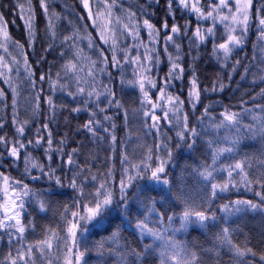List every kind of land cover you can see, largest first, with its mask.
<instances>
[{
	"label": "snow or ice",
	"instance_id": "6c2138e0",
	"mask_svg": "<svg viewBox=\"0 0 264 264\" xmlns=\"http://www.w3.org/2000/svg\"><path fill=\"white\" fill-rule=\"evenodd\" d=\"M66 2L67 0H65ZM55 3L56 0H39V7L46 20L43 33L47 47L44 51H52L59 45L61 47L60 56L64 57L67 54L69 58L56 72L55 79L52 77L51 69L48 73H41L39 79L41 82L47 80L52 93L66 92L67 96L76 100L77 107L72 108L71 111L87 110L89 113V119L81 127L87 129L94 140L101 142L107 139V137L98 134L99 129L103 128V131L111 136L110 146L115 148L117 138L112 131L116 127L115 124H112L111 130L104 127V121H110L111 117L104 115L103 120L97 118V114L104 113L106 109L113 106L121 107V101L116 99V93L109 86L112 80V74L108 71L109 60L91 34L81 35L80 30L74 26L71 20L68 23L73 26L72 33L65 35L62 40H58L57 22L62 17L52 7ZM81 3L88 10V19L92 21L93 27H96L101 42L109 46L112 53L111 68L120 72L121 84L126 83L131 87L139 88L141 106L140 109L133 111H142L145 118L143 127L149 132L156 131L157 142L153 146H147L139 159H134L136 148H133L131 154L128 152L130 138L121 141L120 180L117 185L114 183V168L111 165L103 172L92 171V161L97 159L96 156H92L90 160H86L84 165H80L74 159L78 154V149H72L66 154L67 160L63 159L65 140L62 139L58 142L60 147H53V138L51 132L48 131V124L54 119L56 110L66 106L57 105L53 97L49 95L44 100L53 116L45 118L46 123L42 128L37 127L34 141L29 139L25 143L22 137L25 135L26 127L39 113L41 94L44 90L42 87L37 88L36 81L33 79L32 65L29 64L28 57L24 52V45L11 37L3 14L0 13V79H3L12 91V125L15 128V136L12 139H9L7 135H0V145H3V150H0V166H3L5 151L8 158L12 159L13 164H16L23 150L25 151L24 176L31 181L47 178L48 182H55L56 188L71 187L74 192L73 199L64 203L57 225L55 227L45 226L43 237L29 242L27 233L34 228V225L32 220L25 221L24 219L25 216L30 215L28 208L35 207L39 212H46L50 207L48 196L57 193L55 189L49 192L47 189L30 188L29 184L23 180L13 179L0 172V201H2L0 202V210H2L0 239L4 236H7L8 239V251L0 256V264H88L86 254L92 251L88 247V237L93 234L98 225L108 221L114 212L119 213L120 224L110 236L102 238L99 242H94V246L101 257L115 256L116 264H133L129 257L134 258V264H143V261L149 256L155 257L158 264H203L205 255L215 254L216 260L219 261L220 251L225 246L231 253L228 264H253L246 257L255 256L256 253L246 245L240 247L234 244L231 239L232 229L227 226L214 233L213 245L208 248L201 247L196 243L190 247L187 241L177 239V234L186 232L190 225H198L201 229L215 226L214 222L220 219L227 221L229 216L249 209L264 211V191H262L264 190V153L260 157H250L245 154L241 159H235L239 154L238 148L241 140L256 137L264 139V105H255L252 108L241 107L238 112L231 111L230 106H225L219 114V119L211 113V105H205L201 116L197 117L199 126L189 127L188 114L184 113L181 116L185 101L181 100L179 95L168 92L173 80L180 79L184 73V68L179 63L181 45L176 43V38L181 35V28L174 23L171 32L164 38L165 53L168 52V44L172 43L175 44L177 55L173 57L168 54L171 67L163 78V83L158 85L156 79L151 76V71L160 63L159 53L155 47L159 30L149 19H143L142 24L138 23L136 13L126 9H121V15L116 16L113 10L118 6V0H110V2L109 0H92L91 7L89 0H81ZM150 3L158 5L159 0H150ZM174 3L182 11L187 10L194 13L198 22L212 20L213 26L207 29L198 26L192 36H188L189 51L192 47L199 48L208 38H212V55L221 63L222 67L227 65L234 51L244 45L249 28L253 23L256 25L258 42L264 43V0H255V19H253L251 11L254 0H235L234 11L231 7L233 0H218V3H212L209 0L207 12L200 6V0H167V14L173 16V19ZM16 7L19 8L21 19L24 20L28 47L31 49L38 38L36 10L32 5V0H23V3L17 0ZM67 10L66 7L65 11ZM140 14L148 15L145 6H140ZM105 17L107 18L106 22L101 23ZM79 19L84 18L80 17ZM217 23L224 26V35L227 37L224 42L219 44L215 43V25ZM163 28L165 30L168 28L167 20H165ZM141 29L148 31L147 43L141 41L128 45L126 49L120 47L118 41L125 37H131L133 41H140ZM188 31L189 26L186 23L182 34L187 36ZM85 40L87 47L98 53L97 59H91L80 48V43ZM141 47L144 48L143 56L139 51ZM9 48H14L16 55L9 52ZM133 48L137 52L134 57L129 55V51ZM120 53L123 54L122 60L118 56ZM18 56L22 58V64L21 59L17 58ZM43 59L44 57L41 56V60ZM81 60L88 62V71L84 76L80 75L83 71ZM262 62H264V58H262ZM36 63L39 64L40 60ZM49 63L51 65L52 62ZM240 63L241 61L238 59L232 65V70L228 74L229 80L232 79V72L237 70V65ZM129 67L132 68L134 78L125 81V72ZM256 68L257 72H264V68H260L258 65ZM21 69L25 77L23 83L29 84L30 92H35L34 97L27 98L29 101L27 107L30 109V113L29 118L23 120L17 111L19 106L18 81ZM249 71H251V67L245 65V74ZM12 72L17 73L16 77L13 78L10 75ZM257 72L253 73V83L257 80L264 83V75H257ZM101 75L108 77L109 84L99 79ZM246 78V75L241 77L242 80ZM189 83L187 102L195 109L200 101V89L195 72H193ZM71 84L75 85V90H70ZM158 86L160 91L156 101L153 102L149 91ZM226 87L227 85L220 83L217 89L214 82L211 90L222 92ZM204 91H208V89H204ZM257 95L264 99V88ZM4 97L5 90L0 88V130L5 127L6 120L3 114ZM252 99L254 100L255 97ZM105 100L107 103H104ZM243 103L245 102L241 101L242 105ZM101 104L104 106L101 107ZM157 111L162 115H157ZM248 114H251V123L242 124V120ZM149 118L152 121L150 124L147 122ZM127 119L126 112V123ZM161 120L179 129L176 133L179 141L176 144L177 149L186 144L187 149L192 150L196 146V141L203 139L206 145L205 154L211 161L209 163L208 160H203L198 165L185 166L175 186L169 179L167 171V166L173 162L174 150L168 143L171 137L164 138L161 131ZM42 129L48 131L46 146ZM222 130L225 132L223 136L220 135ZM29 147H43L44 157L49 163L44 164L38 158H34L30 152H27ZM137 147L144 149L145 146L140 144ZM54 155L60 156V164L55 168L51 163ZM222 158L230 162L222 164L220 163ZM106 159L110 160L111 157ZM61 167H66L67 171L72 172L71 180H68L66 175L61 177L56 174ZM73 168L76 170L72 171ZM188 168H190V172L187 171ZM33 170H36L38 175H31ZM254 170L255 178H253ZM185 175H190L193 178L194 184L191 187L184 182ZM218 176H224V178L221 180L217 178ZM254 185H258L261 190L254 189ZM155 186H162L160 192L163 194L159 196V199L156 196L146 195L149 191H156ZM242 186L246 191H255V195L260 198V203L245 199L226 201L219 205V211L223 216H218L212 208L215 199L222 193L240 189ZM133 188L135 191L129 197L128 193ZM133 204L138 205L134 225L131 219ZM157 204H160L161 207L158 208ZM174 205H179L181 210L169 212L168 208ZM141 210H144L142 217L139 216ZM177 219L179 220L178 225L176 224ZM210 222L212 223L210 224ZM125 223L133 228L138 236L142 245L140 250L132 248L128 244H121L119 230ZM146 239L150 242L144 243ZM105 243H111L113 247L105 250ZM121 249H126V251H121ZM259 259L260 264H264V254H261Z\"/></svg>",
	"mask_w": 264,
	"mask_h": 264
},
{
	"label": "trees",
	"instance_id": "16d2710c",
	"mask_svg": "<svg viewBox=\"0 0 264 264\" xmlns=\"http://www.w3.org/2000/svg\"><path fill=\"white\" fill-rule=\"evenodd\" d=\"M23 3V0H20ZM110 2V0H109ZM212 3H217L218 0H211ZM17 0H0V13L3 14L4 20L7 23V30L11 37L19 41L24 45V52L28 57L29 64L32 65V71L34 73L33 79L36 81L37 88H43V93L41 94L40 99V110L36 117L32 120L28 127L25 129V135L22 137L23 141L26 143L29 139H36V129L37 127L43 126L46 123V117H52L48 109V105L45 103L44 98L51 95L54 102L57 105H65L66 107L58 108L54 114V119L51 120L48 124V131L51 132L53 138V147H60L59 141L65 140L66 143L63 145V151L65 155L63 159L67 160V153L72 151V149H78V154L74 157L78 164L84 165L86 160H90L92 156H96L97 159L92 161V171H106L107 168L111 165L114 168V183L118 185L120 180V153H121V141L128 140L130 138V143L128 144L132 147L128 152L131 154L133 148H136V153L134 159H139L140 156L144 154L147 146H153L157 142L156 131L149 132L143 127L145 118L143 117L142 111L134 112L135 109H140L141 96L136 88H133V91L125 93L123 88L127 87V84H121V74L119 71L111 68V59L112 53L109 50L108 45H104L97 31L94 29L92 21L88 19V10L83 7L81 0H56V3L52 7L56 10L57 13L62 17L57 22L56 31L58 33V40H62L65 35H69L73 31V26L69 25L68 21H73L74 26L80 30V34L84 35L85 33H90L91 37L95 42L101 46L104 50L105 56L109 60L108 71L112 74V80L109 84V79L106 75H101L99 79H102L104 82L109 84L112 90L116 93V99L121 101V107L116 110V107L113 106L109 109H106L104 113H98L97 118L103 120L104 115L111 117L110 121H104V127H107L111 130L112 124H115L114 134L116 136L115 148L110 146L111 136L109 133H105L103 128L99 129V135L107 137L103 142L99 140H94L92 135L81 127L88 119L89 113L87 110L82 112H72L71 109L77 107V102L72 97L67 96L66 92L57 91L52 93L51 91H46V86H49L47 80L41 82L39 77L41 73H48L51 69V74L53 79L56 78V72L60 70L61 65L65 62L69 56L66 54L64 57L60 56L61 47L58 45L54 50L45 52L44 49L47 47V44L44 39L43 29L46 24V20L43 15V11L39 7V0H32V5L36 10V27L38 30V38L35 41L34 47L29 49L28 47V38L25 32L24 20L21 19V13L18 7H16ZM89 5L91 7L92 0H89ZM70 6V7H69ZM140 6H145L147 8L148 15L140 14ZM200 6L203 10L207 12L209 10V0H200ZM26 7V5H25ZM67 7V11L65 8ZM121 9L130 10L136 13L137 22L142 24L143 19H149V21L159 30V36L157 37V43L155 45L156 51L159 53L160 63L159 66L153 67L151 71V76L154 77L157 81V84L163 83V78L167 75L169 68L171 67L168 54H171L173 57L177 55L175 49H172L171 46L168 47V52L165 53L163 50V39L171 32V27L175 23L181 28V35L176 38V43L181 45L180 50V65L184 68V73L180 79H175L172 82V86L168 88V92L179 95L181 100L185 101L183 112L188 114V124L189 127L193 125H198L197 117L201 116V113L204 110L205 105H211V113L216 116L217 119L220 118L219 114L224 110L225 106H230L231 111L238 112L241 110V107L252 108L255 105H264V99L257 95L262 88H264V83H261L257 80L253 83V73L257 72L256 66L264 68V43L258 42L257 40V30L255 23L249 28L248 35L245 38V43L242 47L238 48L231 55L230 61L226 66L221 65L219 61L212 55L213 40L208 38L206 42L202 43L199 48L192 47L189 51V40L188 36H192L193 31L199 26L204 29H207L210 26H213V23L210 20H201L197 21L196 15L187 10L182 11L180 7H177L176 4H173V16L168 15V6L167 0H159V4L150 3V0H118V6L113 10L116 16L121 15ZM95 11V10H94ZM252 16L255 19V0L252 7ZM83 17L84 19H79ZM167 20L168 28L165 30L163 24ZM188 24L189 31L187 36H184L182 33L184 31V25ZM85 26L86 29H85ZM146 32L143 29L140 31V40H143L146 36ZM126 38V37H125ZM215 43H218L215 41ZM120 47L123 49L128 48L126 45V40L123 38L119 40ZM255 45V47H254ZM80 48L84 50V53L95 60L98 56V53L89 49L87 47V41L80 43ZM175 47V44H174ZM176 48V47H175ZM133 51H136L135 48L129 51V55H133ZM9 52L13 55H16L14 48H9ZM41 56L44 57L41 60ZM119 58L123 59V54H118ZM18 59H21V64L23 63L22 58L19 56ZM11 59V57H8ZM240 60L241 63L237 65V70L232 72V79L229 80V72L232 70V65L236 60ZM40 60V63L37 64L36 61ZM49 62H52L51 65ZM80 63L83 65V71L80 73L81 76H84V73L88 71L87 61L81 60ZM245 65L251 67V71L245 74ZM99 66V65H98ZM178 71V70H177ZM195 72L198 79V87L200 89V101L195 109L188 104V93L190 87V78ZM10 75L14 78L17 73L12 72ZM242 75H246V79H241ZM257 75H264V72H257ZM25 77L23 70L21 69L20 79L18 81L19 85V95L17 97L19 101L18 113L20 118L28 119L30 109L28 106V97L35 96V92L29 91V84L23 83ZM125 81L127 79L124 76ZM120 80V85L118 81ZM64 82L63 80L61 81ZM214 82L216 83L217 89L219 84L223 83L227 87L221 92L219 90L212 91ZM187 86V88H186ZM50 87V86H49ZM0 88L5 90V97L3 101V114L6 117L5 127L0 130V135H7L9 139L14 138L15 128L12 125V91L7 84L4 83L3 79H0ZM208 89V91H204ZM70 90H75V85L71 84ZM154 90L159 92V86L150 89L152 101L155 99L153 95ZM139 93V94H138ZM255 97L253 100L252 98ZM65 101V104L62 103ZM241 101H244L243 105ZM107 102V101H106ZM34 104L35 101L33 100ZM94 108V106H91ZM134 112L137 115V120L134 122H140V126L133 131L128 132L126 127H130L133 123V120H130V116L125 121L124 113ZM73 119L71 122V130L67 129V124L62 120L63 116ZM250 115L248 114L242 120V124L251 123ZM67 118V117H66ZM149 120V119H148ZM70 121V120H69ZM148 122V121H147ZM161 131L164 134V138L171 137V140L168 141L169 146L174 150V159L173 162L167 166V171L169 173V179L172 181L175 186L182 174V169H185L187 165H198L203 160L210 159L205 154L206 145L203 142V139H198L196 141V146L192 150H188L185 144L184 147L177 149L176 144L179 142L176 135L179 129L168 124L166 121L161 120ZM48 131H43L42 135L45 138V146L48 136ZM225 134L224 130L220 132V135ZM139 138V139H138ZM144 145V149L137 147L138 145ZM0 150H3V145H0ZM27 152H30L32 156L38 158L40 162L47 164L49 161L44 157V148H35L29 147ZM239 154L235 159H241L245 154L250 157H260L264 153V139L260 137L243 139L238 148ZM164 154V153H162ZM227 155V154H226ZM24 156L25 151H21L19 161L16 164H13L11 158H8L7 152H4L3 166H0V172H3L5 175L10 176L16 180H23L25 183L29 184L30 188L45 190L52 192L55 189L57 194L49 195L48 200L50 201V207L46 212H39L35 207H29L28 212L30 215L25 216V221L32 220L34 228L30 229L27 233V240L29 242L39 240L43 237V229L45 226L55 227L60 219L59 213L63 210V205L66 202H70L74 197V192L71 187L56 188L55 182H48L47 178L41 179L39 181H31L29 178L23 175L24 173ZM111 157L110 160L106 159ZM230 161L222 158L220 163L226 164ZM52 167H57L60 164V156L54 155ZM76 169L73 168L72 171ZM190 172V168L187 169ZM58 176H67L68 180L72 178V172L66 170V167H61L57 170L56 173ZM31 175H38L36 170H33ZM226 175V174H225ZM218 179H223L224 176H218ZM253 178H255V170L253 171ZM184 182L191 187L194 184V180L190 175H185L183 177ZM143 183V182H142ZM91 187V185H89ZM156 191H149L146 195L156 196L159 199V196L163 193L160 192L162 186H155ZM256 190L259 189L258 185L253 186ZM135 188L131 189L128 193L129 197L132 196ZM264 191V190H262ZM119 193L117 192V196ZM236 199H245L251 200L255 203H260V198L255 195V191H246L242 186L240 189H232L229 192L222 193L219 197L215 199L212 208L217 212V215L222 217L223 214L219 211V205L226 201L236 200ZM2 202V201H0ZM138 205L133 204V209L131 212L132 224H135V219L137 216L136 208ZM157 207L160 208L161 205L157 204ZM167 207V205H165ZM163 211V209H161ZM181 207L179 205H174L173 207L168 208V211L179 212ZM143 211L141 210L139 216H143ZM0 215H2V210H0ZM165 216V220H166ZM121 222V217L118 212L112 213L110 219L102 225H98L97 229L93 232L91 236L88 237V247L92 251L86 254V259L88 264H116L115 256L105 255L103 257L99 256L94 242L101 241L102 238L108 237L111 233L117 228ZM212 222H210L211 224ZM215 223V226H209L208 228L201 229L198 225H190L186 232L179 233V237L187 241L191 247L193 243L201 247H212L214 242V233L220 231L222 227H229L232 229L231 239L234 244L244 247L245 245L251 248L256 255L247 256L246 259L253 262V264H260V255L264 254V211L261 210H247L237 213L235 215L229 216L227 221L220 219ZM176 224H179V220H176ZM120 242L121 244H128L132 248L140 250L142 245L138 236L135 234L134 229L129 227L128 224H124L120 228ZM149 240H144V243H149ZM113 245L111 243H105V250L111 249ZM8 251V239L7 236H4L0 239V256ZM121 251H126V249H121ZM231 257V253L228 248L225 246L220 251V259L216 260L215 254L212 256L205 255L203 257V264H228ZM133 261L134 258L129 257ZM143 264H158V261L155 257L149 256L143 261Z\"/></svg>",
	"mask_w": 264,
	"mask_h": 264
},
{
	"label": "rangeland",
	"instance_id": "374dc122",
	"mask_svg": "<svg viewBox=\"0 0 264 264\" xmlns=\"http://www.w3.org/2000/svg\"><path fill=\"white\" fill-rule=\"evenodd\" d=\"M218 3V2H217ZM231 7L233 8V11L235 10V0H233V4L231 5ZM227 12V10L225 9V13ZM106 17L104 18V19H102V21H101V23H104V22H106ZM211 22H212V20H210ZM94 29L97 31V29H96V27H94ZM144 30V32H146V36H145V38L143 39V40H140V41H133L132 40V38L131 37H126V38H123V40L125 39L126 40V45H132V44H134V43H139V42H145V43H147V41H148V31L146 30V29H143ZM224 32H225V29H224V26L222 25V24H219V23H217L216 25H215V41L216 42H218L217 44H219V43H222V42H224V40L227 38L226 37V35H224ZM98 33V32H97ZM99 35V34H98ZM100 37V36H99ZM165 38V37H164ZM212 39V38H211ZM213 40V39H212ZM118 43H119V41H118ZM168 46H171V48L172 49H175L176 50V48L174 47V44H172V43H169L168 44ZM109 48V47H108ZM164 48H165V41H164V39H163V50H164ZM139 51H140V53L142 54V56H143V53H144V48L143 47H141L140 49H139ZM137 55V52L136 51H133V57L134 56H136ZM97 59V58H96ZM86 73H87V71L84 73V75H86ZM125 78L127 79V80H131V79H133L134 77H133V72H132V68L131 67H129V68H127V70H126V72H125ZM104 83H106V82H104ZM107 84V83H106ZM118 84L120 85V80L118 81ZM133 88H136L137 90H138V92L140 93V90H139V88L138 87H131V86H129V85H127V87H125V89L123 88V90H124V92L125 93H127V92H132L133 91ZM186 88H187V86H186ZM152 92V91H151ZM151 92H149V94L151 95ZM138 93V94H139ZM159 94V92H156V90H154V93H153V95L155 96V99L153 100V102H155L156 101V98H157V95ZM139 96H141V93L139 94ZM103 99V98H102ZM104 103H107L106 102V100L104 101ZM101 107H103L104 106V104H101L100 105ZM149 107H150V105H149ZM118 108H120V107H116V110H118ZM126 113V112H125ZM125 113H124V116H125ZM157 115H162V113H160L159 111H157V113H156ZM182 114V113H181ZM127 116L129 117L130 116V120H133V123L130 125V127H126L127 129H128V131H127V134H128V132H130V131H133V130H135L136 128H138L139 126H140V122H134L135 120H137L138 118H137V115L134 113V112H131V113H127ZM164 121V120H163ZM152 121H151V119L149 118V120H148V123L150 124ZM146 129V128H145ZM155 130H153V132H154ZM132 149V147H130L129 145H128V150H131ZM34 157V156H33ZM35 158V157H34ZM177 239H179V240H182L180 237H179V233L177 234ZM158 261V260H157Z\"/></svg>",
	"mask_w": 264,
	"mask_h": 264
},
{
	"label": "bare ground",
	"instance_id": "6f19581e",
	"mask_svg": "<svg viewBox=\"0 0 264 264\" xmlns=\"http://www.w3.org/2000/svg\"><path fill=\"white\" fill-rule=\"evenodd\" d=\"M46 88H47L46 91L49 92V91H50V87L47 85ZM62 103L65 104V101H62ZM66 117H67V118H66ZM66 117L63 116L62 120H63L66 124H67V120H68V124H67V129H66V130H69V129L71 130V128H72V127H71V122L73 121V119L71 120V118L68 117L67 115H66ZM69 120H70V121H69Z\"/></svg>",
	"mask_w": 264,
	"mask_h": 264
}]
</instances>
